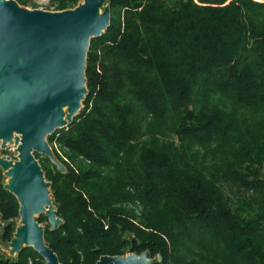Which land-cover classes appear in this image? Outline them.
I'll use <instances>...</instances> for the list:
<instances>
[{
	"label": "trees",
	"instance_id": "obj_1",
	"mask_svg": "<svg viewBox=\"0 0 264 264\" xmlns=\"http://www.w3.org/2000/svg\"><path fill=\"white\" fill-rule=\"evenodd\" d=\"M108 2L83 109L48 137L66 171L36 153L63 220L47 243L64 264L146 250L154 264H264V0ZM19 208L0 168L1 243ZM45 263L0 249V264Z\"/></svg>",
	"mask_w": 264,
	"mask_h": 264
},
{
	"label": "water",
	"instance_id": "obj_2",
	"mask_svg": "<svg viewBox=\"0 0 264 264\" xmlns=\"http://www.w3.org/2000/svg\"><path fill=\"white\" fill-rule=\"evenodd\" d=\"M110 22L108 0H81L74 8L52 11L0 0V142L5 147L16 140L19 158L0 157V167L9 177L5 188L20 204L10 255L33 247L45 264H64L47 243L46 226L38 220L47 215L51 229L63 223L36 153L66 171L48 137L71 124L83 108L89 92L91 39L104 34ZM4 225L0 220V236ZM96 264H154V259L146 250L103 255Z\"/></svg>",
	"mask_w": 264,
	"mask_h": 264
},
{
	"label": "rangeland",
	"instance_id": "obj_3",
	"mask_svg": "<svg viewBox=\"0 0 264 264\" xmlns=\"http://www.w3.org/2000/svg\"><path fill=\"white\" fill-rule=\"evenodd\" d=\"M27 7L31 8V9L32 8H37V9L49 10V11L55 10L54 7H52L50 5V0H31V2L29 3V5ZM81 110H80V112H81ZM2 146H3V144H2V142H0V157H5V158H8V159H10L12 161H16V160L19 159L18 158L16 140H14L13 142L7 143V145L5 147H2ZM40 155L41 156H45V155H42V154H40ZM2 173H3V176H4V184H5L6 182L9 181V177L5 175V171L3 169H2ZM43 215H44V218H43V220L40 223L45 225L46 227L50 226L49 218L47 217V215H45V214H43ZM0 220L3 221L2 216H0ZM10 248L11 247L9 245V242L8 243H1L0 242V249L2 251H4L10 257L17 258L18 256H16V255H10V253H9ZM131 253H135V252H131ZM158 258L160 259V255H158V254L155 255L154 257H152V259H154V261H156Z\"/></svg>",
	"mask_w": 264,
	"mask_h": 264
}]
</instances>
